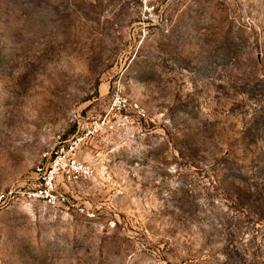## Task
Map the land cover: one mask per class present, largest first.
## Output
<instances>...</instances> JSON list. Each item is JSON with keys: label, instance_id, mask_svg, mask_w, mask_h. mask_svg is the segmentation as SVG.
I'll list each match as a JSON object with an SVG mask.
<instances>
[{"label": "rangeland", "instance_id": "374dc122", "mask_svg": "<svg viewBox=\"0 0 264 264\" xmlns=\"http://www.w3.org/2000/svg\"><path fill=\"white\" fill-rule=\"evenodd\" d=\"M0 264H264V0H0Z\"/></svg>", "mask_w": 264, "mask_h": 264}, {"label": "built area", "instance_id": "2783aa9c", "mask_svg": "<svg viewBox=\"0 0 264 264\" xmlns=\"http://www.w3.org/2000/svg\"><path fill=\"white\" fill-rule=\"evenodd\" d=\"M79 142V139L65 142L52 152L46 165L37 167L38 185L29 192L30 197L41 199L54 207L64 200L58 192L59 177L66 176L69 180H78L90 174L88 166L77 157Z\"/></svg>", "mask_w": 264, "mask_h": 264}]
</instances>
